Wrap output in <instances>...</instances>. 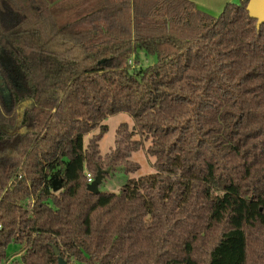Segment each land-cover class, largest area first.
Instances as JSON below:
<instances>
[{"label": "trees", "instance_id": "1", "mask_svg": "<svg viewBox=\"0 0 264 264\" xmlns=\"http://www.w3.org/2000/svg\"><path fill=\"white\" fill-rule=\"evenodd\" d=\"M247 1L98 0L58 20L49 0H0V264H264V23ZM119 112L131 130L102 157ZM138 149L153 173L87 190Z\"/></svg>", "mask_w": 264, "mask_h": 264}, {"label": "rangeland", "instance_id": "2", "mask_svg": "<svg viewBox=\"0 0 264 264\" xmlns=\"http://www.w3.org/2000/svg\"><path fill=\"white\" fill-rule=\"evenodd\" d=\"M154 61V56L145 57L140 55L141 66H146ZM102 123L106 125V131L98 141V150L99 154L103 157L106 153L110 152V150L114 148L115 139L117 138L118 126L124 124L128 130H131L132 119L127 113L119 112L107 116ZM93 133L96 134L97 130ZM90 136L91 134L85 137V143ZM148 143V141H144V146L146 147ZM128 160L130 162L136 163L138 168L126 170L127 166L124 163L114 165L113 168L109 170V172H107L102 178V181L98 186L100 191L116 192L127 179L138 178L140 176L154 172L152 167L154 158L147 155L143 149H138L131 152Z\"/></svg>", "mask_w": 264, "mask_h": 264}, {"label": "crops", "instance_id": "3", "mask_svg": "<svg viewBox=\"0 0 264 264\" xmlns=\"http://www.w3.org/2000/svg\"><path fill=\"white\" fill-rule=\"evenodd\" d=\"M56 6L58 20L76 15L93 6L98 0H49ZM199 8L211 14L217 15L227 2L238 0H192Z\"/></svg>", "mask_w": 264, "mask_h": 264}, {"label": "water", "instance_id": "4", "mask_svg": "<svg viewBox=\"0 0 264 264\" xmlns=\"http://www.w3.org/2000/svg\"><path fill=\"white\" fill-rule=\"evenodd\" d=\"M246 10L248 15L251 18L256 19V26L259 27L262 23H264V0H248L246 4ZM109 172V169H100L97 168L94 178L91 182H89L86 186L87 190L98 193V186L102 181L104 175ZM60 186V183L53 180V189L56 190L57 187ZM54 253L58 254V250L54 247ZM57 264H69L65 259L58 255Z\"/></svg>", "mask_w": 264, "mask_h": 264}, {"label": "built area", "instance_id": "5", "mask_svg": "<svg viewBox=\"0 0 264 264\" xmlns=\"http://www.w3.org/2000/svg\"><path fill=\"white\" fill-rule=\"evenodd\" d=\"M85 175H86V178H87V182L88 183L91 182L93 178L91 177L90 173L86 172Z\"/></svg>", "mask_w": 264, "mask_h": 264}]
</instances>
